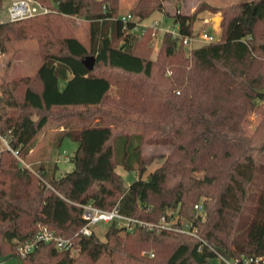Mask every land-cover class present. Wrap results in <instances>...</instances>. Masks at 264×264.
<instances>
[{
    "label": "trees",
    "instance_id": "1",
    "mask_svg": "<svg viewBox=\"0 0 264 264\" xmlns=\"http://www.w3.org/2000/svg\"><path fill=\"white\" fill-rule=\"evenodd\" d=\"M38 1L52 11L0 18V50L11 39L34 36L42 55L34 75L0 82V132L25 160L39 136L58 124L64 128L56 146L69 137L78 148L70 156L74 169L62 175L57 164L29 168L11 150L2 151L1 254L22 264H93L111 251L139 256L153 249L156 264H225L220 254L261 256L252 264H264V93L257 91L264 87V0L225 7L221 38L193 45L189 53L179 37L165 32L157 60L151 57L153 27L137 23L165 0H139L127 23L119 0ZM169 14L182 36L198 34L195 13ZM72 16L89 20V43L69 27ZM253 113L261 119L249 133ZM106 117L141 130L92 121ZM152 138L171 145V152L144 154ZM156 157L162 163L145 176ZM120 165L137 171L131 184ZM250 197L257 198L254 216L242 226ZM88 202L103 209L118 205L122 213L156 224L179 215L202 240L177 230L180 218L171 228L137 225L133 231L113 221L107 240L96 232L76 235L86 224L81 204ZM44 224L72 237L74 246L39 241L20 257L18 247Z\"/></svg>",
    "mask_w": 264,
    "mask_h": 264
},
{
    "label": "rangeland",
    "instance_id": "2",
    "mask_svg": "<svg viewBox=\"0 0 264 264\" xmlns=\"http://www.w3.org/2000/svg\"><path fill=\"white\" fill-rule=\"evenodd\" d=\"M10 0H5L3 6L0 7V18L2 20H9V2ZM119 13L121 15L132 14L136 8L139 0H119ZM242 0H165L163 2L162 9H154L150 15L139 22L140 28H145L147 25H155L156 22L159 23L158 28H152V38H151V57L157 60L160 46L162 45V39L164 33L168 29H177V26L173 18L167 13H175V11H183L196 15L194 22V31L196 33L208 31L213 33L216 38L220 39L222 35V21L224 20L223 9L233 3L240 2ZM252 2L253 0H247ZM216 16H220L219 22L215 20ZM67 22L69 27L72 29L73 33L79 37L85 43H89V20L82 16H72L67 17ZM147 24V25H146ZM167 29V30H166ZM204 43L198 39L192 41V46L186 48V53H189L193 45H198ZM42 64V55L40 49L39 39L34 36L21 37L11 39L8 42V46L5 50H0V82L11 80L14 78H19L28 75H34L40 65ZM66 84L65 80H61L60 86L64 87ZM261 116L258 114H251L247 119V129L251 133L256 125L259 123ZM78 119H74L73 123L76 124ZM93 123H109L115 125L118 130L132 129L141 130V125L137 123H129L123 127L120 123L113 121L111 118L99 119L96 118L92 120ZM63 123V122H62ZM117 124V125H116ZM64 128L63 124H58L56 128H50L42 135L39 136L37 145L29 152L26 158L28 163H45L50 169H53V164L58 165L56 174L62 175L68 171L74 169V163L70 160V156L78 148V142L69 138L64 137L60 147L56 146L58 143V134ZM143 153L147 155H160L168 154L172 150V146L167 144L158 138H152L147 141L142 147ZM162 163V160L155 158V160L147 167L145 176L153 171L157 166ZM118 172L123 176L127 185L137 178L138 174L135 170H127L123 166H118ZM262 173L259 172L257 175V181L262 177ZM257 202V198L250 197L247 200L246 206L241 215L242 226L248 224L254 216V208ZM179 217L181 222L187 223L189 219L185 217ZM176 218L172 219L170 223L176 221ZM109 222L100 221L94 230L101 240H107L106 231L109 227ZM154 256L153 249H145L141 251L139 256L130 255L120 250L111 251L109 253L103 254L96 262L93 264H156L151 261L150 258ZM0 264H22L15 257L11 256L6 258L0 252Z\"/></svg>",
    "mask_w": 264,
    "mask_h": 264
},
{
    "label": "built area",
    "instance_id": "3",
    "mask_svg": "<svg viewBox=\"0 0 264 264\" xmlns=\"http://www.w3.org/2000/svg\"><path fill=\"white\" fill-rule=\"evenodd\" d=\"M9 13L10 18L9 20H18L26 17H31L37 14L41 13H47L52 11L50 7H47L46 5L42 4L38 0H10L9 1ZM123 22L127 23L129 20L133 19L132 14L127 15H120ZM1 21H5L2 20ZM141 23H137L139 26ZM147 25V24H146ZM147 26H152L147 25ZM159 23L156 22L155 25L152 27L158 28ZM177 29H166L168 32H171L173 36L179 37V40L185 44V46H192V41L195 39H198L202 42H212L218 40V38L215 37L213 33H210L208 31L200 32L196 34L195 36H182L179 31V25L176 24ZM9 149L11 150L15 156H17L21 162V165H24L26 167L32 168L31 164L27 162L24 158H22L19 154V150L14 149L9 142V139L7 136L3 135V133L0 132V156L3 150ZM83 207V217L86 220V224L79 230V232L76 233V235H91L95 232L94 227L100 222V221H106V222H113L116 221L120 226H124L126 230L133 231L137 225H145L149 226L150 228H171L173 227V223H170V220H167L166 216H162L160 223H152L147 222L139 218H135L133 216L126 215L122 213L119 209V206L116 205L112 209H103L96 205H94L91 202L81 204ZM195 208L198 211H201L203 209V204L197 203L195 204ZM176 218V217H174ZM179 217L176 218V220ZM177 230L183 231L192 235H195L201 239V237L198 234V228L193 225L191 221H188L187 223H183L182 226L176 227ZM202 240V239H201ZM39 241H55L56 246L59 249H69L74 246V240L72 237H63L61 235H57L54 230H50L47 225H42L40 227V230L37 232V234L28 242L21 244L18 247V252L20 257H25L35 246H37V243ZM261 256H247L243 255L241 257H232L228 258L222 254L219 255V260L224 262L225 264H252V263H259L261 261Z\"/></svg>",
    "mask_w": 264,
    "mask_h": 264
},
{
    "label": "water",
    "instance_id": "4",
    "mask_svg": "<svg viewBox=\"0 0 264 264\" xmlns=\"http://www.w3.org/2000/svg\"><path fill=\"white\" fill-rule=\"evenodd\" d=\"M215 20H216L217 22H219V20H220V16H216V17H215ZM93 62H94L93 59H90V60L87 61V64H88V66H89L90 68L93 67ZM257 91L260 92V93H264V87H262V88H258Z\"/></svg>",
    "mask_w": 264,
    "mask_h": 264
},
{
    "label": "crops",
    "instance_id": "5",
    "mask_svg": "<svg viewBox=\"0 0 264 264\" xmlns=\"http://www.w3.org/2000/svg\"><path fill=\"white\" fill-rule=\"evenodd\" d=\"M5 258H6V260H7V258H9V257H11V256H4ZM19 261H20V259L17 257V256H15ZM20 263H21V261H20Z\"/></svg>",
    "mask_w": 264,
    "mask_h": 264
}]
</instances>
